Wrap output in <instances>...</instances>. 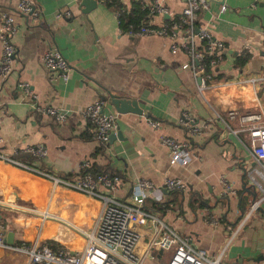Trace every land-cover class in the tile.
I'll return each mask as SVG.
<instances>
[{
  "label": "crops",
  "instance_id": "0c3cea01",
  "mask_svg": "<svg viewBox=\"0 0 264 264\" xmlns=\"http://www.w3.org/2000/svg\"><path fill=\"white\" fill-rule=\"evenodd\" d=\"M30 1L33 12L23 15L17 11L18 0H0V12L9 13L15 23L11 69L0 77V150L7 153L41 143L46 155L32 163L63 178L77 173L80 162L87 159L101 171L121 177L112 192L117 197H126L136 178L155 184L165 177L178 178L186 189L162 191L158 201L166 205L153 213L177 233L189 236L192 246L215 255L259 194L247 175L255 164L238 140H245V132L233 134L214 115L247 107L249 85L238 84L237 79L264 76V0H213L208 10L196 12L199 25H205L225 47L215 83L202 94L196 92L194 78L183 67L186 56L182 51L170 53L166 37L119 33L110 5L95 2L83 11L80 0ZM118 1L124 13L132 10L133 3L144 9L132 20L151 24L175 16L183 5L182 0H160L168 13L146 15L142 4L147 6L150 0ZM221 3L223 11L218 9ZM63 10L67 16L57 15ZM50 48L57 49L67 62L65 80L39 62ZM238 57L244 58L242 65L236 63ZM19 80L37 93L39 104L65 109V119L54 121L33 112L25 96L20 98ZM258 86L257 109L264 116V80ZM105 90L132 97L141 114L117 113L103 100V111L115 113L114 131H120V138L97 143L82 111L105 95ZM181 111L199 125L198 133L187 136L193 157L182 166L170 164L166 148L159 143L161 135L186 138L184 129L175 123ZM146 118L158 121L159 126L151 127ZM228 125L237 129V118L228 120ZM0 200L47 209L58 217L41 220L35 214L0 206V219L13 238L53 239L71 249L82 243L71 225L88 223L98 207L93 197L53 186L43 177L2 161ZM208 216L215 221H208ZM18 226L19 234L14 231ZM60 226L69 228V238L59 234ZM225 247L227 264H264V200ZM260 253L262 259L257 258Z\"/></svg>",
  "mask_w": 264,
  "mask_h": 264
},
{
  "label": "built area",
  "instance_id": "2783aa9c",
  "mask_svg": "<svg viewBox=\"0 0 264 264\" xmlns=\"http://www.w3.org/2000/svg\"><path fill=\"white\" fill-rule=\"evenodd\" d=\"M213 0H182V8L178 14L162 20L159 24L143 21L126 22L120 26L121 14L124 11L118 0H95L97 3L110 5L116 20L118 32L125 35H154L168 39L170 53L182 51L186 56L183 67L187 68L195 80V90L202 94L215 83L217 65L225 54V47L221 40L212 36L205 25H199L196 12L208 10V4ZM257 2L259 0H252ZM146 8V15L154 13L167 14V9L160 0H150ZM20 14L33 12L30 0H18L16 5ZM221 3L219 11L224 10ZM62 12V14H61ZM59 11L57 15H68L67 10ZM15 31V23L7 12H0V77H5L11 69L14 46L11 36ZM40 64L56 73L63 80L67 77V62L55 48L45 50L40 58ZM198 79V80H196ZM264 76L243 77L237 79L238 84L249 85L248 105L241 108H228L224 115L215 113L216 121L224 125L235 134L243 131L245 140L239 139L255 164L247 175L250 183L259 194L253 199L243 219L232 230L229 240L237 233L244 219L264 200V116L257 109L258 85ZM217 85V83H216ZM22 98L25 96L30 109L50 117L54 121L65 119L66 110L52 105H42L36 101L37 93L29 88L25 81H17ZM104 101L96 98L82 111V117L90 123L93 138L97 143H106L108 135L116 128L115 113L103 111ZM240 110V111H239ZM237 118V129H230L228 120ZM146 122L153 128L159 122L146 118ZM175 123L184 129L186 138L176 139L161 135L159 143L166 148L170 164L184 165L191 157L187 136L199 132V125L186 113L181 111ZM1 140V139H0ZM46 149L41 143L28 144L20 148H11L7 153L0 150V161L16 168L33 173L47 179L51 185L65 190L78 192L97 199L98 207L88 223L73 224L71 227L81 237L82 243L78 248L71 249L63 245L52 248L47 239L33 238L30 240H12L5 242L6 223L0 219V250L9 251L16 255L20 264H221L220 259L223 245L216 255L209 256L202 247L192 246L189 236L174 231L164 220L153 211L143 207L145 199L158 200L162 191H183L186 185L175 177H165L161 183L155 184L145 178H136L126 197H117L112 192L121 184V177L110 172L91 174L87 169L90 162L84 159L79 164V170L70 177H59L46 170L40 169L32 162L44 158ZM0 206L8 207L22 214H35L39 219L55 218V214L47 209H36L27 204H17L0 200ZM56 218H58L56 216ZM214 222L212 216L206 218ZM67 224L68 221H66Z\"/></svg>",
  "mask_w": 264,
  "mask_h": 264
},
{
  "label": "water",
  "instance_id": "95a60500",
  "mask_svg": "<svg viewBox=\"0 0 264 264\" xmlns=\"http://www.w3.org/2000/svg\"><path fill=\"white\" fill-rule=\"evenodd\" d=\"M95 4V0H80L78 6H83V11L89 9ZM198 80V79H196ZM99 98L101 100H105L106 103L112 107V109L117 113H134L141 114V109L137 106L136 101L132 97H126L123 95H119L118 93H113L109 90H105V95H100ZM115 138H120V131L116 130L110 132L108 135V142H111ZM244 186V183H242ZM253 198V197H252ZM253 200V199H252ZM13 240V232L7 231L5 235V242L10 244ZM257 258L262 259L263 255L260 253ZM254 258V259H257Z\"/></svg>",
  "mask_w": 264,
  "mask_h": 264
},
{
  "label": "trees",
  "instance_id": "16d2710c",
  "mask_svg": "<svg viewBox=\"0 0 264 264\" xmlns=\"http://www.w3.org/2000/svg\"><path fill=\"white\" fill-rule=\"evenodd\" d=\"M143 11H145L144 9H140L136 4L133 3V7H132V10H130L129 12L127 13H122L121 14V18H120V26H123L124 23L126 22H134L132 19L133 17H136V16H140V14L143 13ZM244 61V58L242 57H238L236 58V63L238 65H242ZM91 174H98L100 172H103L101 171L100 169L96 168L93 166V164H90L89 168L87 169ZM78 172H82V170L78 171ZM175 191H178V190H175ZM193 198V197H192ZM192 201V199H191ZM166 205V202L165 201H162V200H148V199H145L144 202H143V207L146 209V210H149V211H153V210H162V208ZM192 206V204H190ZM198 206H201L200 203H197ZM14 240H17L19 238L17 237H14L13 238ZM47 242L50 244V246L52 248H55V247H59L61 246L57 241L53 240V239H47Z\"/></svg>",
  "mask_w": 264,
  "mask_h": 264
},
{
  "label": "rangeland",
  "instance_id": "374dc122",
  "mask_svg": "<svg viewBox=\"0 0 264 264\" xmlns=\"http://www.w3.org/2000/svg\"><path fill=\"white\" fill-rule=\"evenodd\" d=\"M47 190V184H45L43 186V192ZM246 203H243V205ZM246 206V205H245ZM249 208V206L247 207V209ZM257 208H255L254 210H256ZM13 215H15V213H13ZM61 227V226H60ZM14 231L19 234L21 232L20 227L18 226L17 228H14ZM60 235H64L65 237L67 236L68 238L71 236V232L69 230V228L65 227L63 228V226L61 228H59L58 230ZM26 233V232H25ZM240 233V232H239ZM227 235V234H226ZM26 237H29L28 233H26ZM224 245V244H223ZM223 245H221L220 249L218 250V252L220 250H222ZM226 248V247H225ZM225 248H223L222 250V255H221V259H220V263L221 264H227V256L224 253V251L226 250ZM217 252V253H218ZM216 253V254H217ZM215 254V255H216ZM209 256H214V255H209ZM0 264H20L19 261L16 258V255L9 252V251H5V250H0Z\"/></svg>",
  "mask_w": 264,
  "mask_h": 264
}]
</instances>
